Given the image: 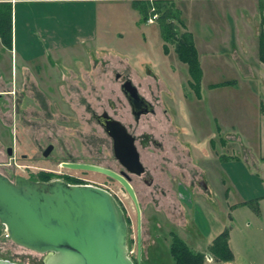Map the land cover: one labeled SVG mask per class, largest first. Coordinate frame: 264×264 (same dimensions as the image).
I'll use <instances>...</instances> for the list:
<instances>
[{
    "label": "rangeland",
    "instance_id": "obj_1",
    "mask_svg": "<svg viewBox=\"0 0 264 264\" xmlns=\"http://www.w3.org/2000/svg\"><path fill=\"white\" fill-rule=\"evenodd\" d=\"M17 1L16 43L13 48L0 43V171L12 179L30 172L39 177V171L54 176L52 171L64 170L60 163L66 159L59 156L119 171L113 143L89 111H128L119 99L125 101L121 84L130 77L157 113L143 116L138 134L153 131L165 143L161 150L153 144L140 149L154 184L133 180L141 207V264H176L170 231L186 239L191 223L183 217L172 221L173 212H185L174 191L179 180L189 185L193 166L203 172L200 165L209 184L198 198L205 235L203 241L192 239L214 257L204 264H264V63L259 59L264 0H174L176 16L168 17L164 27L175 33L170 36L157 14L143 21L132 0L59 3L48 10L38 0ZM186 32L192 33L203 69L202 97L178 56ZM225 80L237 84L211 87ZM73 172L108 188L125 205L131 219L128 244L137 263L138 221L131 198L106 174ZM155 198L163 212L157 211ZM192 212L186 210L188 219ZM209 226L213 231L207 237ZM226 228L234 255L230 261L210 249L215 233ZM44 256L0 229V257L43 264Z\"/></svg>",
    "mask_w": 264,
    "mask_h": 264
},
{
    "label": "water",
    "instance_id": "obj_2",
    "mask_svg": "<svg viewBox=\"0 0 264 264\" xmlns=\"http://www.w3.org/2000/svg\"><path fill=\"white\" fill-rule=\"evenodd\" d=\"M124 88L139 94L132 79ZM140 95V94H139ZM115 152L132 160L133 169L144 172L139 152L126 127L113 119ZM128 140L123 150L119 142ZM53 149L44 151L48 156ZM12 154V147L8 148ZM68 168L91 170L119 180L131 196L138 212V254L136 263L129 254V225L116 196L93 184H69L64 180H32L17 175L12 180L0 171V222L17 244L43 253V264H141L142 219L137 193L128 178L110 168L83 162H64ZM0 264H22L0 258Z\"/></svg>",
    "mask_w": 264,
    "mask_h": 264
},
{
    "label": "flooded vegetation",
    "instance_id": "obj_3",
    "mask_svg": "<svg viewBox=\"0 0 264 264\" xmlns=\"http://www.w3.org/2000/svg\"><path fill=\"white\" fill-rule=\"evenodd\" d=\"M118 77H121V75L118 74ZM128 79H131V78L126 77L124 79L123 83L121 84V90H122L123 95L125 97V101L122 100V98L119 99L120 105L123 108H126L124 106H127L128 111H126L127 109H124L123 111H118L116 113V112H111L108 108H106V109H103L101 112L97 113L94 110L89 111L90 105L86 106V111L87 112L89 111V113L92 114V116L97 120L98 124L104 129V132L108 135V137L111 139V141L113 143L112 145H113L115 159L118 161V163L121 166L120 170L116 171V172L126 176L128 178V180L132 183V185H133V180L136 177L137 180L142 179L143 183L149 187V186L154 184L155 179L153 176H148L146 174L148 172L146 170V167L143 164L140 149L149 148L150 144H153L156 148L161 150V149L165 148V143H164V140H162V138H160L161 137L160 134L159 135L154 134L155 136H153V133H154L153 131L152 132L145 131V132H141L140 134H138L140 132V129H138V126L140 125L143 116H145L147 114L155 115L157 113H156V108H155L154 104H152L148 100V98L140 92L139 89H138V91H139L140 95L138 94L137 96H134L131 94L129 88L123 87V84ZM69 102L72 103V101H69ZM118 108H119V110H122L120 106ZM164 114L165 115L169 114L168 109H166V108L164 109ZM113 119L120 121L126 127L127 132L132 136L133 143L139 152L140 161H141L142 165L144 166V172L138 173L135 169H133V167H130V166H132V160H131V158H129L127 156L126 153L121 152L122 159L117 156V154L115 152V138L111 133L113 130ZM167 119H169V118H167ZM132 121L135 122L134 126L132 125ZM129 143L130 142L128 140L123 139L122 142H119L118 144H119L120 148L125 150L126 148L129 147ZM12 152H13V150H12ZM51 152L48 156L51 155ZM59 157L66 159L60 163V166L63 167L64 170L57 171V172L52 171V172L56 173V175L51 176V178L49 180L42 179V178H40V176L37 177L31 172L28 173L26 175V177H28L32 180H36V181L37 180L50 181V180L61 179V180H64L66 182H72V183L73 182L74 183H78V182L86 183L84 181L89 180L85 176H82V175H79V174L73 172V171H76L78 169L68 168V167H65L63 165L64 162H83V163H87V162L78 161L77 159H74V157H66V156H62V157L59 156ZM60 158H57L58 163L60 162V161H58V160H60ZM164 161L168 162L167 160H164ZM199 168L202 169L203 172H200L198 170V168H196L194 166L190 169V171L188 170V174H189V176H191V181H190L189 185L187 186L185 184V181L179 180L178 184L176 186V190L174 191L176 202H178L180 205H183L185 212H180V210H179L177 215L173 212L172 221L176 224L177 220H182L181 217L188 220V223H191V229H190L191 237H188L185 239L179 232H177V230L172 229L170 231L171 244L169 247V250H170V253L172 256H173V254L171 252V247L175 241V238H179V239L183 240L192 249V247L189 245L188 241L191 242L193 245H195L194 240L199 239V240L203 241V236L205 235V233H203L205 231H203V226H202L203 215L205 214L204 213V205L202 206V204L198 201V198H201L202 195H203V197L206 195V191L209 188V184H208V180L204 176V170H205L204 165L203 166L200 165ZM38 173H40V175H41L42 171H39ZM186 175L187 174H185V176ZM181 176L184 177V173H182ZM111 178H113V177H111ZM173 178H174V180H177V177L175 174H174ZM15 179H16V177H15ZM15 179H12V180H15ZM113 179H115V178H113ZM115 180H117V179H115ZM117 181L121 184L122 189L128 194L129 198H131V196L129 195V193L127 192L125 187L122 185V183L119 180H117ZM133 187L135 189L134 185H133ZM135 191H136V189H135ZM160 191H161L160 193L163 195L166 193L165 189H161ZM136 193H137V191H136ZM137 196H138V194H137ZM116 198L124 210V213H125L126 219L128 221V225H129V236H130L131 219L129 217L127 209L125 208V205L122 202H120V200L118 199L117 196H116ZM131 200H132V198H131ZM138 200H139V197H138ZM139 203H140V201H139ZM153 203L156 204L157 211L163 212V210L165 208L163 206H160L159 198H155ZM134 206H135V204H134ZM135 208H136V206H135ZM187 209L188 210L192 209V211H193L191 214V218H189V219L186 216V210ZM136 212H137V209H136ZM137 221H138V212H137ZM157 224H160V223L157 222ZM4 226H5V224L0 222V229L4 228ZM179 226L182 229L188 230V228L185 227L186 225L184 226V225L180 224ZM192 237L195 239L193 240ZM128 242H129V240H128ZM195 246H198V249L197 250L192 249V250L195 253H203L205 255V259H206L207 258L206 250H204V249L202 250L201 245H195ZM129 248H131V247L129 246ZM142 248H143V245H142ZM136 257H137L136 260L138 262L139 261L138 252H137ZM0 258L12 260L8 257H0ZM142 258H143V249L141 251L140 261H142ZM12 261H15V260H12Z\"/></svg>",
    "mask_w": 264,
    "mask_h": 264
},
{
    "label": "trees",
    "instance_id": "obj_4",
    "mask_svg": "<svg viewBox=\"0 0 264 264\" xmlns=\"http://www.w3.org/2000/svg\"><path fill=\"white\" fill-rule=\"evenodd\" d=\"M20 1L14 3V0H0V43L6 47L13 48L14 41L16 43V25L17 19L19 23L18 6ZM19 4V5H18ZM24 4V3H23ZM134 7H137L142 14L143 21L157 14V20L160 22V27L167 35L175 34L171 30L167 31L164 27L168 17L176 16L173 6L174 0H132ZM171 4V5H170ZM264 7V5H262ZM23 16L26 17V12ZM167 36V37H169ZM259 59L264 62V28L262 27L259 33ZM193 36L191 32H186L180 38L177 51L178 56L189 66V72L196 82V91L198 97H202L200 86L202 83L203 69L200 63L197 48L193 43ZM193 82V80H192ZM237 84L236 80H225L220 83L211 84V87L229 86ZM40 178L49 180L51 176L47 172H42ZM82 183V182H78ZM229 230L226 228L214 239L210 249L213 251L218 259L230 261L234 258L233 251L229 245ZM171 252L176 264H204L205 255L203 253H195L183 240L175 238L171 247Z\"/></svg>",
    "mask_w": 264,
    "mask_h": 264
},
{
    "label": "crops",
    "instance_id": "obj_5",
    "mask_svg": "<svg viewBox=\"0 0 264 264\" xmlns=\"http://www.w3.org/2000/svg\"><path fill=\"white\" fill-rule=\"evenodd\" d=\"M31 1H34V0H26V2H28V3H30ZM92 1H95V0H38V4L39 5H44V8L46 9V10H48L49 9V7H50V5H58L59 3H68V2H74V3H87V4H90V2H92ZM54 5V6H55ZM27 10V9H26ZM42 13H45V12H42ZM44 15V14H43ZM28 28V27H27ZM44 31H45V29H44ZM92 33H93V31H91ZM90 32V33H91ZM89 38V33H88V35L86 36V35H83L82 36V38H81V40H85V39H88ZM261 61V60H260ZM262 62V61H261ZM264 63V62H263ZM264 160V159H263ZM262 215H263V213H262ZM212 231H213V229L212 228H210V226H209V232H208V235H207V237H209L210 235H211V233H212ZM221 232H223V231H221ZM220 232V233H221ZM220 233H215V235L214 236H217V235H219ZM214 238V237H213ZM213 259H214V257H213Z\"/></svg>",
    "mask_w": 264,
    "mask_h": 264
},
{
    "label": "built area",
    "instance_id": "obj_6",
    "mask_svg": "<svg viewBox=\"0 0 264 264\" xmlns=\"http://www.w3.org/2000/svg\"><path fill=\"white\" fill-rule=\"evenodd\" d=\"M152 20V19H151ZM69 184H76V183H72V182H68ZM106 188V187H105ZM4 231L6 232V234H7V236H8V230H7V227H6V225L4 226ZM131 253V252H130ZM207 258L209 259V260H213V257L211 256V255H207Z\"/></svg>",
    "mask_w": 264,
    "mask_h": 264
}]
</instances>
